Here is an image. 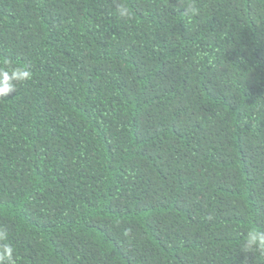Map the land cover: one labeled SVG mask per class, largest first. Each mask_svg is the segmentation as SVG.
<instances>
[{
  "label": "trees",
  "instance_id": "trees-1",
  "mask_svg": "<svg viewBox=\"0 0 264 264\" xmlns=\"http://www.w3.org/2000/svg\"><path fill=\"white\" fill-rule=\"evenodd\" d=\"M6 80L0 264H264V0H0Z\"/></svg>",
  "mask_w": 264,
  "mask_h": 264
},
{
  "label": "clouds",
  "instance_id": "clouds-1",
  "mask_svg": "<svg viewBox=\"0 0 264 264\" xmlns=\"http://www.w3.org/2000/svg\"><path fill=\"white\" fill-rule=\"evenodd\" d=\"M194 11V9H190ZM119 14L121 16L131 17V13L129 9L125 6H121L119 8ZM14 86L7 83V80L4 82V86L0 87V93H7L10 90H13ZM253 245H257L262 250H264V233H257L255 231H250L249 238L247 241V247H252ZM4 255L11 259V248L7 245L4 247Z\"/></svg>",
  "mask_w": 264,
  "mask_h": 264
}]
</instances>
